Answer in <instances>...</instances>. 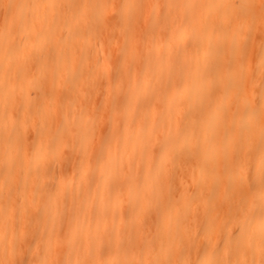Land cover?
I'll return each mask as SVG.
<instances>
[{
    "label": "bare ground",
    "instance_id": "6f19581e",
    "mask_svg": "<svg viewBox=\"0 0 264 264\" xmlns=\"http://www.w3.org/2000/svg\"><path fill=\"white\" fill-rule=\"evenodd\" d=\"M7 4L0 264H264V0Z\"/></svg>",
    "mask_w": 264,
    "mask_h": 264
},
{
    "label": "rangeland",
    "instance_id": "374dc122",
    "mask_svg": "<svg viewBox=\"0 0 264 264\" xmlns=\"http://www.w3.org/2000/svg\"><path fill=\"white\" fill-rule=\"evenodd\" d=\"M5 3V4H4ZM111 3V2H110ZM48 8V7H47ZM64 11V12H63ZM9 13H10V9H9V5L7 4V0H6V2H5V0H0V33H2V32H5V30L6 29H3V28H6L4 25L6 24V22L8 21V17H9ZM61 13L63 14V16L65 15L64 13H65V9L64 8H62L61 9ZM63 20V19H62ZM72 20V19H71ZM71 20H69V24L70 23H73V21H71ZM56 22H57V20H55ZM58 21L60 22V19H58ZM252 30V32H250ZM251 30H249V32H250V34H249V32H248V36H246V38H245V40H244V47L246 48L245 50L246 51H249L250 50V48H251V44H252V41H253V39H254V31H253V28L251 29ZM100 31V35L101 34H103L104 33V29H100L99 30ZM249 37V38H248ZM247 39H248V42H247ZM248 44H247V43ZM246 45V46H245ZM98 79H96V78H91V81L92 82H90V84H92V85H90L91 87V89L93 90H91L90 91V89H89V91H87V95L86 96H84V98L83 99H81V104H83V105H85L88 109V114L90 115V119H91V123H92V129L94 128H96L95 130L93 129V132H92V135L89 137V139H88V144L90 145V143H91V141L93 142L92 144H91V146H93V145H95L97 142H98V140H100V137L103 135L102 133H104L103 131H105V122H104V119H105V110H102V109H106L105 107H107L108 105H107V103H106V100H105V95H104V93H103V90L104 89H102V88H100L99 86H100V84H99V81L96 83V81H97ZM97 84V85H96ZM93 86H95L94 88H92ZM97 86V87H96ZM53 87H56V88H53V93L55 94H53V96H56L57 95V92H58V90L59 89H61V88H64L63 86H61V87H59V86H57V85H54ZM58 87H59V89H58ZM98 88V89H97ZM55 89V90H54ZM95 89L96 90H101L100 91V93H98V95H99V97H98V95L97 94H95ZM36 90V88L34 89V90H31L30 89V97L31 96H33V97H31V98H33V102H34V104L35 105H37L38 106V104H39V106L40 107H42V108H45V106H46V108L48 109V112L50 113V112H52L51 111V109L53 110V106H52V101H51V103H49L46 99H45V97L43 96V94H39L38 92H37V90ZM33 91V92H32ZM35 92H37V93H35ZM31 93H32V95H31ZM96 95L95 97H93L94 95ZM35 94H37V95H35ZM101 95H104V96H102L101 97ZM42 96V97H41ZM91 96H92V98H91ZM87 97V98H86ZM44 98V100H42ZM102 98V99H101ZM38 99V100H37ZM88 99V100H87ZM96 99V100H95ZM103 99H104V102H103ZM16 101H17V99H16ZM37 101H38V103H37ZM47 101V102H46ZM53 101H55V99L53 100ZM96 101H97V103H96ZM37 103V104H36ZM90 105H89V104ZM44 104V105H43ZM50 105V106H49ZM97 105H99V108H101L100 110L99 109H97L98 108V106ZM52 106V107H51ZM15 108V109H14ZM13 109H11L13 112H15V110H16V107H14ZM91 108V109H90ZM89 110H90V112H89ZM98 110V111H97ZM18 110H16V114H18V112H17ZM96 112V113H95ZM100 112V113H99ZM15 113H12V114H15ZM98 113V114H97ZM96 114V115H95ZM97 117H99V119L97 120ZM31 118V117H30ZM97 123V124H96ZM94 126H96V127H94ZM98 130V131H97ZM25 131H26V133H25V135H26V137H31L30 135V132H31V128L28 126L27 127V129H25ZM94 141H93V140ZM96 141V142H95ZM61 158H62V156H60L59 157V159L61 160ZM78 163H79V161H78ZM77 163V164H78ZM66 173H68V170H67V168H66ZM184 176V175H183ZM182 176V177H183ZM186 178V177H185ZM184 178V179H185ZM185 180H187V178L185 179ZM189 185V186H188ZM189 187H190V189L192 188V185L191 184H187L186 185V189L187 190H190L189 189ZM175 188V189H174ZM172 189H174V192L171 190V193L173 194V196L177 199L178 198V194L177 193H179L178 191H179V188L178 187H173ZM200 210H202V206L199 204V205H196V213H200ZM149 211H151V209L149 210ZM147 214V213H146ZM145 216H148V215H145ZM216 218L217 219H219V214H217L216 215ZM142 222V221H141ZM146 232V235L149 237V236H151V233H150V230H149V233H147L148 232V230L147 231H145ZM187 233H188V237H189V239L190 240H192V242H194V243H196V244H198V245H204V244H206V240H205V235H203V234H201L200 232H197V233H194L193 231H192V229L191 228H189V229H187ZM184 250V249H183ZM140 255V252H136V253H134V256H136V257H138ZM188 255V253L186 252H183V256H187ZM17 256H18V254H17ZM20 256H18V258H19ZM11 262V263H10ZM186 262V264H199V262H198V260H191L190 258H189V260L188 261H185ZM6 263L8 264H17V263H15V262H12V260L10 259V261H9V259L8 260H6ZM127 264H130V263H128L127 262ZM218 264H224V262H218Z\"/></svg>",
    "mask_w": 264,
    "mask_h": 264
}]
</instances>
